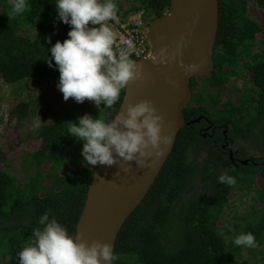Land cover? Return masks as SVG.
Instances as JSON below:
<instances>
[{
    "label": "trees",
    "instance_id": "16d2710c",
    "mask_svg": "<svg viewBox=\"0 0 264 264\" xmlns=\"http://www.w3.org/2000/svg\"><path fill=\"white\" fill-rule=\"evenodd\" d=\"M133 1L123 5L112 0L117 5V15L123 18L141 9L152 20L167 12L170 6V0ZM253 1L264 11V0ZM27 3L29 11L9 17L8 0H0L1 78L11 85L41 79L51 87H58L60 72L54 60L49 66L48 49L56 41L67 39L71 26L58 18L56 0H27ZM212 61L214 69L209 75L198 82L190 78V89L193 91L195 86L196 92L183 108L185 121L204 114L215 124L221 122L222 127L230 124L228 130L238 140L250 141L262 152L264 29L249 16L247 0H218ZM243 70H250V84L241 90L230 85L237 94V104L225 98L221 110L206 112L203 104L219 103L218 91L225 89V82L239 77ZM123 93L124 89L112 108H104L102 103L101 109L90 116L95 118L99 113V118L112 120ZM193 103H198L197 108L191 106ZM32 105L29 99L19 100L11 108L9 116L16 119V126L29 118ZM72 122L78 123V117L63 110L51 121L36 127L31 136L39 140L38 148L23 153L21 160L25 183L20 184L8 171L0 169V264H19L17 253L29 242L33 229L42 227L39 218L49 210L50 219L54 216L69 235H75L96 166H78L84 162V142L68 133ZM204 142L198 129L191 126H183L178 131L154 182L116 236L113 251L118 259L112 264H234L232 255L248 248L235 245L234 237L248 232L255 236L257 244L248 250L264 247V187L256 185L257 175L264 183V156L250 158L246 165L232 166L219 148L209 147L207 156L200 160L199 151ZM222 173L234 177L236 183L231 186L219 183ZM194 184L198 190L187 195ZM233 188L255 191L256 196L242 225L234 224L233 232L228 228L221 232L218 222ZM256 203L261 206L254 208Z\"/></svg>",
    "mask_w": 264,
    "mask_h": 264
},
{
    "label": "clouds",
    "instance_id": "9594fccd",
    "mask_svg": "<svg viewBox=\"0 0 264 264\" xmlns=\"http://www.w3.org/2000/svg\"><path fill=\"white\" fill-rule=\"evenodd\" d=\"M8 3L9 17L30 10L27 0ZM56 10L58 18L71 26L68 38L48 49L49 66L54 60L60 72L58 88L64 100H87L99 109L102 103L104 108H112L129 83L143 79L142 66L131 58L136 50L133 38H118L108 24L118 19L117 5L112 0H56ZM165 53L166 49H161L153 55V63L164 62ZM182 67L193 71L196 65ZM163 120L152 101L145 99L129 103L112 120L85 114L78 123H71L68 133L84 142L83 160L93 168L98 164L112 166L121 159L144 168L150 167L163 154L164 146L171 143V137L162 134ZM218 182L231 186L236 180L222 173ZM49 212L39 218L42 227L33 229L29 242L17 253L19 264H112L118 259L112 244L78 240L54 216L50 219ZM233 242L242 247L257 246L251 232L235 236Z\"/></svg>",
    "mask_w": 264,
    "mask_h": 264
},
{
    "label": "water",
    "instance_id": "95a60500",
    "mask_svg": "<svg viewBox=\"0 0 264 264\" xmlns=\"http://www.w3.org/2000/svg\"><path fill=\"white\" fill-rule=\"evenodd\" d=\"M217 27L218 0H170L168 11L149 22L150 53L135 60L142 66L143 79L126 86L114 118L129 103L150 100L164 116L162 134L170 136L171 143L164 146L163 154L150 167L141 168L135 161L126 163L122 159L112 166L96 165L75 227L78 240H99L114 248L122 224L151 187L178 131L192 122H185L183 115L192 95L189 81L213 71ZM161 49H166L164 62L153 63L151 57ZM192 64L196 65L193 71L182 67ZM170 80L175 83L170 84Z\"/></svg>",
    "mask_w": 264,
    "mask_h": 264
},
{
    "label": "rangeland",
    "instance_id": "374dc122",
    "mask_svg": "<svg viewBox=\"0 0 264 264\" xmlns=\"http://www.w3.org/2000/svg\"><path fill=\"white\" fill-rule=\"evenodd\" d=\"M121 4L128 1L131 4L133 0H118ZM133 1V2H132ZM248 1V14L256 20L264 29V11L259 9L253 0ZM104 2V1H103ZM126 5V4H124ZM146 16L143 17L145 21ZM153 20V19H152ZM151 17L145 21L149 24ZM113 22H109V26L113 29ZM34 32V30H33ZM257 37H261L259 33ZM251 80L250 70H243L239 77L229 78L225 84V89L220 91L222 101L225 98L231 99L233 103L237 104V94L229 86L235 85L238 89H243L248 86ZM23 84L24 87H19ZM31 100L33 105L31 107V114L28 119H24L22 123L16 126V119L9 116L11 108L19 100ZM212 110V105L207 106ZM97 108L92 102L85 100L83 103H77L73 98L64 100L62 92L58 87H51L48 83L41 79H29L24 82L15 84H6L3 82L0 75V169L8 171L20 184L27 181L24 173L21 170L23 153H28L38 148L39 140L32 135L36 127L47 121H51L55 116L60 115L63 110H69L73 116L82 117L85 114L90 115ZM97 113L95 118H99ZM94 118V119H95ZM245 150L248 149L246 144H240ZM202 149V148H201ZM199 158L202 160L207 155V150H200ZM253 158L260 159L264 154L255 152L250 153ZM78 166L88 167V164L82 162ZM256 185L259 188L264 187L262 178L257 175ZM197 191L195 184L191 186L187 195ZM256 196L255 191H239L235 188L231 190L228 199V205L224 209L223 217L218 222L220 231L223 232L228 228L233 232L232 226L234 224L242 225L245 217L250 213L251 205H253V198ZM185 198V197H184ZM183 198V199H184ZM260 203H256L254 208H259ZM260 250L262 252H260ZM231 259L234 264H264V247L256 248L250 251L248 248H242L239 255L233 254Z\"/></svg>",
    "mask_w": 264,
    "mask_h": 264
},
{
    "label": "flooded vegetation",
    "instance_id": "af4514ba",
    "mask_svg": "<svg viewBox=\"0 0 264 264\" xmlns=\"http://www.w3.org/2000/svg\"><path fill=\"white\" fill-rule=\"evenodd\" d=\"M150 17L151 16H146L145 21H147V19ZM203 77L204 76H197V77H193V79L195 82H198V81L202 80ZM195 82H193V83H195ZM197 89L200 90L199 87H197ZM194 92H196L195 86H194L193 91H191V93H194ZM213 92L217 93L216 91H213ZM218 93L220 95V91H218ZM191 98H192V95H191ZM223 101L220 97L219 103H216L215 105H213L211 103H205V104H203V106L206 108L205 109L206 112L207 111L208 112H218L223 107L222 106ZM209 104L212 105V110H209L207 108V106ZM191 106L194 108H197L198 103H193ZM188 122H191V124L187 125V126H191L195 130L198 129V134L202 137L203 140H205V142H204L205 145H203L202 149L207 150V153H208L209 147L210 148L214 147L216 150L219 148L221 154L223 156L224 155L227 156L228 161L230 162V164L232 166H235L236 164L246 165L248 163V161L250 160V158L256 159V158H253L250 153L258 152V153L264 154V150L262 151L263 153L260 152V150L259 151L256 150L254 148V145L250 141L238 140L237 136L228 130V128L231 127L230 124H228L227 127H222L223 124H221V122H219L218 124H215L213 121H211L204 114H198L195 118L188 120ZM240 144L241 145L246 144L248 146V149L245 150L242 146H239ZM200 152L201 151H199V153ZM248 156H251V157H248ZM263 156H261V157H263ZM253 164H256V163L253 162Z\"/></svg>",
    "mask_w": 264,
    "mask_h": 264
},
{
    "label": "built area",
    "instance_id": "2783aa9c",
    "mask_svg": "<svg viewBox=\"0 0 264 264\" xmlns=\"http://www.w3.org/2000/svg\"><path fill=\"white\" fill-rule=\"evenodd\" d=\"M133 2V1H132ZM120 3V2H119ZM126 4V1L124 2ZM123 4V5H124ZM118 19L113 22V31L117 37H131L136 45V50L132 55V59L135 61L139 58L148 56L151 46L147 38V23L143 20L146 16L143 10L136 12H129L125 16L117 15ZM112 22V21H109Z\"/></svg>",
    "mask_w": 264,
    "mask_h": 264
}]
</instances>
